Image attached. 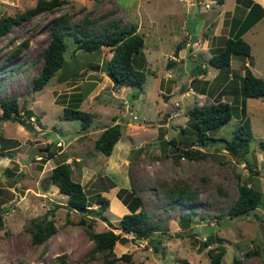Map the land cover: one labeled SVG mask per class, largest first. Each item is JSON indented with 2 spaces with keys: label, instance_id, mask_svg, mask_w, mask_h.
I'll return each instance as SVG.
<instances>
[{
  "label": "rangeland",
  "instance_id": "rangeland-1",
  "mask_svg": "<svg viewBox=\"0 0 264 264\" xmlns=\"http://www.w3.org/2000/svg\"><path fill=\"white\" fill-rule=\"evenodd\" d=\"M199 1L203 2L201 8L187 0H67L53 12L40 13L0 36V99L14 97L20 114L26 110L33 113L30 123L25 122L32 130L15 121L0 120V154H8V167L0 172V264H59L58 256H64L65 264H210L207 250L218 246L216 239H221L225 247L221 264H264V207L247 215H227L238 196L239 183L252 182L264 193V97H233L227 89L240 86L239 79L234 83L230 80L226 87L219 84L223 74L243 76L244 63L264 80V20L243 35L251 46L250 56L234 55L229 67L216 69L208 59L223 45L228 20L213 35L221 8L208 0ZM35 2L16 0L8 10L0 5V15H14ZM230 2L233 0L226 4ZM88 11L91 18L108 13L96 23L97 33L111 21H119L121 28L136 26L144 38L136 59L146 60L145 82L114 87L106 71L101 70L112 54L109 48L91 53L77 51L67 36V67L61 68L41 90L33 91L32 79L41 70L42 51L48 43V26L65 13L76 23ZM210 34L216 43L206 48ZM177 45L181 50L175 56ZM92 66L96 67L89 71ZM81 67V76H71L68 84L60 83V77L76 73ZM94 83L98 86L90 93ZM178 84L182 85V93ZM166 88L177 92L170 102L163 97L168 95ZM203 88L206 94L201 96L198 93ZM79 91L88 95L79 102V109L93 115L86 133L80 120L63 119V108L76 101ZM219 98L235 100L242 112L238 109L237 116L210 136L230 140L244 106L253 134L250 151L235 157L223 149L224 143L215 142L217 145L193 148L204 158H180L175 163L171 158L174 148L166 141L175 138L179 148H188L186 140L190 141L194 133L187 112L195 104L202 106ZM126 108L137 119L123 113ZM114 118L121 125L122 136L111 155L105 156L95 151L94 142L102 128L114 124ZM179 138L185 143L178 144ZM48 144L54 153L51 159L44 151ZM65 160L70 163L72 178L84 185L93 203L91 208H96L94 194L108 190L104 193L110 203L103 215L112 225L96 213L72 212L68 197L46 183L51 169ZM173 182H184L189 192L197 193L196 199L189 203L167 200L161 188ZM119 190H124V200H131L132 195L125 193L131 190L140 197L149 215L148 224H156L158 230L152 235L154 241L135 240L132 234H124L125 241L117 242L110 256L117 259L107 263L103 254L91 256L94 242L88 231L97 233L114 227L115 233L120 232L119 221L129 210L118 199ZM46 212H50L56 232L35 244L30 222L41 219ZM181 216H188L187 230L180 228ZM207 241L210 243L205 246ZM123 254H129L130 259L120 258Z\"/></svg>",
  "mask_w": 264,
  "mask_h": 264
},
{
  "label": "trees",
  "instance_id": "trees-1",
  "mask_svg": "<svg viewBox=\"0 0 264 264\" xmlns=\"http://www.w3.org/2000/svg\"><path fill=\"white\" fill-rule=\"evenodd\" d=\"M215 1L218 4H222L225 0ZM237 2L245 4L248 7V12L242 20L233 19L230 22L229 36L224 39L223 45L217 48V50H214L209 57V64L217 69L229 67L232 55L250 56L251 46L242 36L264 17L262 7L252 0H237ZM65 4H67V0H36L33 6L26 8L22 12H18L14 15H0V36L7 34L16 25L40 13L53 12ZM107 14L108 13H103L97 18H91L90 12L88 11L83 15L80 21L73 23L70 20L69 14L65 13L51 22L47 28L49 31L48 43L42 51L43 64L41 70L32 79L33 91L41 90L61 68L67 67L68 62L65 58L68 49V43L66 42L67 36L71 37L70 39H72L77 51L81 50L88 53L100 52L103 47H108L112 54L110 58L104 62L106 74L107 76L112 75L114 77L117 81V86H136L145 82L146 74L143 69L146 60L143 58H141L143 60L136 59V56L142 52L144 47L143 35L136 31V26L134 25H131L129 28H121L119 21L108 22L104 30L97 33L96 23H98L99 19L108 17ZM180 49L178 45L174 52L175 56ZM16 52L18 53L19 51L17 50ZM72 60H74V62L76 61L75 59ZM135 62H138V65L135 64ZM172 63L173 62L169 61V64ZM95 67L96 66H92L88 70H94L92 68ZM18 68L19 67L15 68V70ZM82 68L84 67L79 68L76 73H71L72 75L67 74L63 76L64 79L70 80V78H72L71 76L74 78L81 76L82 73H80V71ZM198 70L203 71V69ZM235 79H239L241 82L240 86L235 85L230 90L227 89V91L231 92L233 97H264V80L255 76L248 66L244 68L243 76L234 73L230 80L235 81ZM234 81L232 83H234ZM179 91L182 93V85ZM205 91L206 89L200 93L206 94ZM79 92L77 96L78 99L76 97V101L71 106L63 108V119L80 120L82 123V130L87 131L92 125L93 115L79 109V102H82L87 97V95L82 94L81 91ZM133 96L136 97V95ZM168 97L169 95L164 96L165 99ZM238 109L242 112V108L236 104L235 100L230 102L223 101L221 98L206 105H193L190 111L187 112L189 114L188 122H191L189 126L191 127L192 133H194V135L192 134L193 137L189 138L190 141L186 140L188 148H179L175 138L166 141L174 148L171 154L172 160L178 163L180 158H186L189 161L204 158V154H200V152L193 150V148L220 145V142L225 143L223 149L235 157L247 154L250 151L253 134L250 120L246 116L244 106L243 116L239 118L240 122L232 131L230 140L225 138L218 139L210 136L211 132L220 129L224 124L229 122L234 115H238ZM22 114H24L25 117H23ZM22 114H20L19 104L16 98L5 97L0 99V120H11L20 124H25L26 121L30 123V118L33 117L32 111L26 110ZM113 120L115 121L116 118ZM181 132L183 134L184 129H182ZM121 136L122 130L119 123L104 127L94 142L95 151L105 156H110ZM184 140L185 139L179 138L178 144L185 143ZM215 142H217V144H215ZM50 146L51 145L48 144L44 150L47 151V159H51L54 156V153L49 150ZM261 146L264 148V142H261ZM252 175L253 174L249 175L250 181L254 180ZM45 181L48 185L55 186L60 194L68 197V209L72 212H79L84 215L96 213L100 219L112 225L103 215V212L108 209L110 203L109 196L104 193V191L108 190L99 191L94 194L93 199L96 208H91L93 203L89 201V195H87L84 185L72 178L71 166L66 160L57 163L51 169ZM161 189L164 197L170 201L176 199L178 202L189 203L197 197L196 192H189V188L184 182H173L172 184L165 185ZM237 189L238 196L228 208V216L236 217L239 215H247L259 207H264V193L252 184V182L239 183ZM122 192H124V190H119L117 192V197L123 202L129 212L124 214L119 221L117 228L120 232L115 233L113 231L114 227L97 233L88 231L90 239L94 242L90 250L91 256L99 253L103 254L107 263H111L117 259L110 256L113 253L115 244L120 240L125 241L124 234H132V239L135 240H148L151 239L152 235L158 230L156 224H148L149 215L142 208L140 197L136 196L135 192L132 190L130 192L126 191V194L130 193V195H132L131 200L127 201L123 199V196L121 197ZM49 215L50 212H46L41 219L31 220L30 222L32 225V241L35 244L44 242L56 232L54 221L49 218ZM180 219V228L187 230L189 227L188 216H181ZM80 222L83 223L84 220L81 219ZM151 240L154 241L153 239ZM216 240L218 246L211 247L207 250L210 264H221L222 257L225 253V247L222 245L221 239ZM209 243L208 241L204 242V245L207 246ZM63 257L64 256H58L59 264H65ZM120 258L129 260L130 256L129 254H123Z\"/></svg>",
  "mask_w": 264,
  "mask_h": 264
},
{
  "label": "crops",
  "instance_id": "crops-1",
  "mask_svg": "<svg viewBox=\"0 0 264 264\" xmlns=\"http://www.w3.org/2000/svg\"><path fill=\"white\" fill-rule=\"evenodd\" d=\"M187 1H190L188 4H197L198 6V8H201L200 7V4L201 3H203L202 1H199V0H187ZM209 2H213V3H216L220 8H221V10L220 11H218V14H217V16H218V18H217V21H216V23H215V26H214V29H213V35H215L216 33H218V31H220V28L222 27L221 26V24L223 25L224 24V20L226 19V20H228V24H227V31H226V33H225V38L226 37H228L229 36V28H230V22L233 20V19H237V20H239V19H243L245 16H246V14H247V12H248V7L245 5V4H243L242 2H237V0H233V2H230L229 4H226V1H224V3H222V4H218L215 0H208ZM231 1V0H230ZM254 3H256V4H258V5H260L261 7H262V9H263V11H264V0H252ZM136 8H138V7H140V5H139V3H137L136 4V6H135ZM262 20H264V17L261 19V20H259L253 27H255L259 22H261ZM187 24V23H186ZM214 25V22H211L210 23V26H213ZM187 25H185V31L187 30ZM208 29V28H207ZM249 31V30H248ZM247 31V32H248ZM246 33H244L243 35H245ZM211 34H210V37H207V40L205 41L206 42V44H205V47L207 48L208 46H209V44L212 42V43H216L215 42V38L212 40L211 39ZM243 37V36H242ZM178 46V45H177ZM176 46V47H177ZM219 47H221V46H219ZM218 48V47H217ZM181 50V49H180ZM183 54L185 53V50L183 49ZM181 53V52H180ZM232 56H234V55H232ZM232 56H231V59H232ZM230 62H231V60H230ZM240 64V61L238 62V65ZM245 65L243 66V70H242V72L244 73V68L247 66L246 65V63H244ZM249 65L251 66L252 64L249 62ZM229 66H230V64H229ZM239 67L240 66H238V69H239ZM249 67V66H248ZM250 68V67H249ZM217 69V68H216ZM237 69V70H238ZM251 69V68H250ZM251 71H252V69H251ZM253 72V74L255 75V73H254V71H252ZM204 73H206V72H204ZM216 73H219V70L218 71H216ZM233 74L234 73H232V74H229V75H227V74H223V76L220 78V80H221V82L219 83L220 85L221 84H223V86L224 87H226V84H227V82H229V80L231 79V77L233 76ZM195 75V74H194ZM65 76V75H64ZM256 76V75H255ZM187 79L189 78V77H186ZM60 80H61V82L60 83H70L69 82V80H66V79H64V77L62 76V77H60L59 78ZM187 79H184V80H187ZM229 79V80H228ZM204 82H208V81H204ZM76 85V84H75ZM74 85V86H75ZM98 86V83H94V87H93V89L91 90V92L90 93H92L93 92V90H95L96 89V87ZM178 86H179V84H178ZM178 86H176L175 88L176 89H178L179 87ZM181 86V85H180ZM222 86V87H223ZM205 87V86H204ZM220 88L221 90L220 91H223L222 89H224V88ZM74 88H76V86L74 87ZM205 89V88H204ZM165 91L166 92H168V93H166V94H168V95H170V94H172V95H170L167 99H168V102H170L171 101V99L172 98H174L175 97V93H177V92H174V90L173 89H165ZM170 91V92H169ZM178 91V90H177ZM219 91V92H220ZM161 94H163L164 95V93L161 91V89H160V91H159ZM191 93H193V90L192 91H190ZM89 93V94H90ZM179 93V92H178ZM185 94H188L189 92L187 91V92H184ZM183 93V94H184ZM199 95H201V96H204L205 94H202V93H198ZM230 94H231V92H230ZM88 96V95H87ZM165 96V95H164ZM163 96V97H164ZM166 99V100H167ZM175 105H176V103H175ZM114 123H116V121H114ZM103 129V128H102ZM102 129L100 130V131H102ZM89 131H90V129H88ZM87 130V131H88ZM87 131H85V133L87 132ZM61 143V142H60ZM61 146H62V143H61ZM8 167V159L7 158H5V157H1L0 156V172H2V171H4L6 168ZM123 210H126L125 208H123Z\"/></svg>",
  "mask_w": 264,
  "mask_h": 264
},
{
  "label": "water",
  "instance_id": "water-1",
  "mask_svg": "<svg viewBox=\"0 0 264 264\" xmlns=\"http://www.w3.org/2000/svg\"><path fill=\"white\" fill-rule=\"evenodd\" d=\"M198 25H200V23H199ZM101 70H102V71H106V67H105V63H104V62H103L102 65H101ZM108 78L111 80V82H113L114 87L117 86V81L114 79V77H113L112 75H108ZM185 79H187V78H185ZM183 81H184V80H183ZM180 85H181V84H179V86H180ZM24 125H25V127L28 128L29 130H32V127L30 126V124H24ZM224 145H225V143H224ZM0 156H1V157H7L8 154L3 153V154H0ZM11 156H12V154L10 155V157H11ZM65 207H67V206H65ZM162 257H163V253H162Z\"/></svg>",
  "mask_w": 264,
  "mask_h": 264
},
{
  "label": "built area",
  "instance_id": "built-area-1",
  "mask_svg": "<svg viewBox=\"0 0 264 264\" xmlns=\"http://www.w3.org/2000/svg\"><path fill=\"white\" fill-rule=\"evenodd\" d=\"M14 1H16V0H0V5L6 6L7 9H9V8L12 7L11 4L14 3ZM122 111H123V113H126L127 112L126 114H128L129 116H132L133 119H137V116L132 115V112H130L127 108L126 109H122ZM132 238H133V235H132Z\"/></svg>",
  "mask_w": 264,
  "mask_h": 264
},
{
  "label": "clouds",
  "instance_id": "clouds-1",
  "mask_svg": "<svg viewBox=\"0 0 264 264\" xmlns=\"http://www.w3.org/2000/svg\"><path fill=\"white\" fill-rule=\"evenodd\" d=\"M206 6V5H205ZM8 10V9H7ZM60 143V142H59Z\"/></svg>",
  "mask_w": 264,
  "mask_h": 264
}]
</instances>
